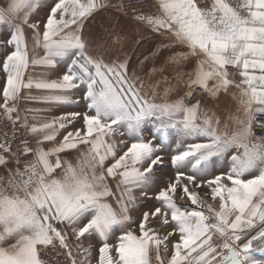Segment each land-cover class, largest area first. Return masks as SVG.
<instances>
[{
  "label": "snow or ice",
  "instance_id": "1",
  "mask_svg": "<svg viewBox=\"0 0 264 264\" xmlns=\"http://www.w3.org/2000/svg\"><path fill=\"white\" fill-rule=\"evenodd\" d=\"M109 6V0H4L0 6V25L9 29L0 41V120L7 121L0 135V264H264L253 256L264 257V0L204 6L201 0H120L111 5L119 15L109 13L84 36L86 21ZM41 8L46 18L35 15ZM145 28L168 34V43L134 61ZM26 29L34 48L43 49L31 60ZM176 47L186 51L171 52L157 67L163 49ZM191 57L194 68L175 77L179 83L187 75L184 95L170 83L161 94L155 75ZM30 63L65 70L56 79L25 80ZM233 86L239 115L227 102L220 106ZM33 88L45 94L21 97ZM76 94L85 112L39 123L30 124L16 103L65 105ZM50 110L24 112L36 121V113ZM218 111L226 112L223 122ZM173 133L179 139L170 151ZM61 134L57 144L43 147ZM117 134L126 137L119 148ZM73 150H80L75 163L61 156ZM165 155L175 178L154 194V210L134 221L133 193L148 198ZM226 157L228 171L207 178L210 166ZM202 187L215 206L195 191ZM129 224L135 230L125 231ZM92 239L99 242L95 258Z\"/></svg>",
  "mask_w": 264,
  "mask_h": 264
},
{
  "label": "crops",
  "instance_id": "2",
  "mask_svg": "<svg viewBox=\"0 0 264 264\" xmlns=\"http://www.w3.org/2000/svg\"><path fill=\"white\" fill-rule=\"evenodd\" d=\"M207 2H209V0H201V6H204V4ZM231 2L235 3L236 0H231ZM151 11H155V10L152 9ZM109 13L112 16H117V14H114L110 11L105 10V9H101L100 11H98L95 14V20L90 19V20L86 21L85 29L83 31V35L89 36L90 34H92L95 31V29L99 26L101 20L106 19ZM46 17H47V15L40 16V18H46ZM5 31L0 30V35L2 36V38L1 37L0 38L2 39V41H3V39L8 38V34H9L8 27ZM144 31L146 34V40L141 47L136 49V56L133 57L134 61L137 59V57L139 59H143L144 56L149 55L152 48L155 47L156 45L160 44L161 42L168 43V40L165 39V36H167L168 34H164V36H161L159 34L149 32L148 29H146V28L144 29ZM41 33H42V29H41ZM28 36L30 37V34H27V32L25 31L26 39H29ZM41 39H42V36H41ZM26 43H27V41H26ZM2 49L3 48H0V50H2ZM28 50H29V48H28ZM175 51H186V49H184L182 47H176V48H173L171 50L163 49L161 58L156 61V66L159 67L160 63L162 62L163 57H166L171 52H175ZM36 52L38 53V56H36V54H37ZM32 53H34V52H32ZM35 53L36 54H31L29 52V59L30 60L33 56H36V57L42 56L43 55V49L37 48ZM1 58H2V56H1ZM196 59H197L196 57H191L187 61H184L181 66H176V65L170 64L164 69L163 72H158L155 75V77L153 78L154 80L161 81L158 91L161 94H163L164 88L168 87L169 83H170L175 88L182 90L180 92V94L184 95V93L187 91L186 84L184 83V81H186L188 79V77L185 74L183 76V79L179 83H177V79L175 78L176 73L178 71L183 72V73H187L188 71L192 70L195 66ZM148 67H151V62L148 63ZM29 69H30V73L27 75V79L32 78L33 80L56 79L58 77V75H62L63 71L65 70L63 68H60L59 66H58V69H49V68H45V67H41V66H32L31 63L29 64ZM145 71H147V68L145 69ZM234 71L235 70L233 69L232 72H234ZM1 72H2V67H0V73ZM2 74H3V72H2ZM3 76H4V74H3ZM4 79H5V77H3V79L1 80V74H0L1 86L4 82ZM230 79H233L234 81L239 83L241 80V77H239L238 74L230 75ZM229 93L230 94L228 96H226V97L222 96L221 97L220 106L223 107L224 103L227 102L229 111H231L232 113H236L238 115L241 114V113L237 112V109L239 107L237 100L233 99L232 95H231L232 93H235L238 96L239 90L233 86L230 88ZM28 94L39 96V95H43L45 93L42 90H37V89L33 88L31 90H22L21 97L28 95ZM200 94L201 93H199V92L196 93L197 96H199ZM174 96H175V91L170 93V98L174 97ZM72 99L74 101L73 103L65 104V105H48V104L40 103L37 101H27V100H24L23 98L19 99L16 103H17V107L20 108V110H21V114L22 115H28L29 116V123L32 124V123L42 122L43 120H50L53 117L66 115L68 113L74 112V108H75L76 104H83L84 105V102L82 100H80L79 94H76L75 96H73ZM75 101H79V103H76ZM0 103H2V92H0ZM25 108L51 109V110L36 113L35 115H37V120L33 121L31 119V116L33 115V113H25L24 112ZM68 108H71V111L67 112L66 110ZM217 115L220 116L222 122L227 118L226 112L218 111ZM69 130H71V129H69ZM60 139H62V134L60 136H57L56 141L45 143L46 145L44 144L43 147L46 149L50 148V147L54 146L55 144H57ZM50 143H51V145H50ZM83 149H84V146L81 145L80 150H83ZM80 150H73L70 153L61 154V156L64 158L71 159L75 163L77 157L79 156ZM233 151H235V150H233ZM228 169H229L228 157H226L224 160L217 159L216 164L214 166H210V170L207 173V178H212L215 175H219L222 172L228 171ZM225 183H228V182L225 181ZM197 192L199 195H205V193L209 192V189L207 187H202L200 189H197ZM112 200H113L112 197H108L106 202L109 203L114 209H116L117 204H116V202L114 203L115 199L113 200V202H112ZM124 230L126 231V230H131V229H130V227H128V225H125ZM120 234H121V230L117 228L116 229V235L118 236ZM253 234H255V233H253ZM70 235H71V233H70ZM114 242H115L114 239L110 240V243H114ZM71 243H75V241H71ZM91 244L94 245L92 255L95 258L98 256V247H99L98 239H92ZM88 245H89V241L85 240L84 246L87 247ZM73 255L76 256L77 259H79V257L76 255L75 252L73 253ZM162 255H163V250H162ZM253 256H254V258H256L258 260L264 259V257H261L259 253H253ZM93 264H94V261H93ZM165 264H166V261H165Z\"/></svg>",
  "mask_w": 264,
  "mask_h": 264
},
{
  "label": "rangeland",
  "instance_id": "3",
  "mask_svg": "<svg viewBox=\"0 0 264 264\" xmlns=\"http://www.w3.org/2000/svg\"><path fill=\"white\" fill-rule=\"evenodd\" d=\"M47 2L49 4H54L55 2H57V0H47ZM119 2H120V0H109V5L110 6L107 7V8H105V10L110 11V12H112L114 14L119 15V13L117 12V10L115 8L111 7V5L117 4ZM3 4H4V0H0V6H3ZM151 10L152 9H150V11ZM35 15L38 16V17L44 16V15H48V10H47V8L38 9L37 10V13ZM7 27H8L7 24L0 25V30L1 31H5L7 29ZM25 31L27 32V34H30V37L28 36L29 39H26V37H25V39H26V41L28 43L27 44V46L29 48L28 52H30L31 54H36L37 52L35 53V51L39 47L34 48L33 41H32V33H31V31L30 30H27V29ZM0 37L2 38L1 35H0ZM1 38H0V41H2ZM3 40H5V39H3ZM0 48H3V46L0 45ZM32 52H34V53H32ZM2 54H3V49L0 50V58H1ZM36 56H38V53L36 54ZM29 73H30V69L28 68L26 70V72H25V80H27V75ZM0 74H1V80H2L4 76H3L2 72ZM0 86H1V82H0ZM66 111L67 112L71 111V108H68ZM85 111H86L85 104L84 105L83 104H76L75 105L74 112H81V113H83ZM81 126H82V120H80L78 118V122L75 124V127H81ZM144 137H145V139H150L151 138L147 132L144 133ZM31 139L32 138L30 137V140ZM122 139H126V137L120 136L119 134H117L114 137V140L117 142L118 148L119 147H122L119 144V141L122 140ZM178 139H179V137H177L175 135V133H173V143H172V147H171L170 151H172V150L175 149V142ZM32 143H35V141L32 140ZM50 145H51V143H50ZM162 155H164V154L162 153ZM175 175H176L175 170L172 168V166L170 164V156L165 155V162H164V164L157 166V171H156V173H155V175L153 177V180L156 181V182H158V183H154L153 184L151 190L148 193V198L141 196L139 191H135L133 193L137 197V203H136V208L135 209H130L129 210V215L131 216L132 220H134V221L138 220L141 217L142 213L145 212V211L154 210L155 206H157V202L154 199V194L156 192H158V190L160 188L165 187L170 180H173L175 178ZM109 186L113 190H115V183L113 181H111V180L109 181ZM195 191H197V189H195ZM117 195H118V193H117ZM200 196H201V198L205 199L208 203H212L215 206V202H213L211 200L210 195H200ZM113 200H112V202H113ZM115 202H116V200H114V203ZM176 202L180 206L187 204L188 207H194L193 205H191V203L189 201H186V199L185 200H181V199L177 198ZM116 210L119 211L118 207L116 208ZM154 223H155V221H154ZM128 227H130L131 230H135V225L129 224Z\"/></svg>",
  "mask_w": 264,
  "mask_h": 264
},
{
  "label": "built area",
  "instance_id": "4",
  "mask_svg": "<svg viewBox=\"0 0 264 264\" xmlns=\"http://www.w3.org/2000/svg\"><path fill=\"white\" fill-rule=\"evenodd\" d=\"M232 70L231 68H229V72H230V75L232 73ZM7 123V121L5 120H0V135L3 134V132L5 131V128L3 127V125H5ZM257 131V134L259 135L260 132H259V129L256 130ZM9 132H10V126H9ZM63 259V258H62Z\"/></svg>",
  "mask_w": 264,
  "mask_h": 264
}]
</instances>
